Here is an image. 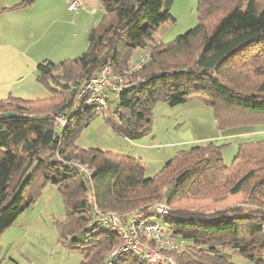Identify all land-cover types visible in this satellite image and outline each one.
Here are the masks:
<instances>
[{
    "label": "trees",
    "instance_id": "obj_1",
    "mask_svg": "<svg viewBox=\"0 0 264 264\" xmlns=\"http://www.w3.org/2000/svg\"><path fill=\"white\" fill-rule=\"evenodd\" d=\"M100 2L104 13L90 28L86 50L37 65L48 96L0 99V235L31 203L33 185L42 182L60 191L66 210L62 238L80 251L79 264H104L120 241L117 232L88 224L94 206L163 216L165 235L183 241L165 250L177 264H234L229 251L264 264V139L240 142L230 165L222 157L226 144H194L145 176L137 157L79 146V134L101 112L94 106L72 109L74 92L104 63L119 71L150 50L135 74L141 80L114 95L112 113L127 138L146 135L157 101L174 106L196 95L206 96L219 128L264 124V0H198L197 24L168 43L151 42L161 23L174 20L171 0ZM7 112L15 116H3ZM57 114L66 119L62 130L55 125ZM74 162L85 165L90 177ZM169 186L173 192L165 197ZM162 198L165 214L152 208ZM230 198L239 201L216 206ZM198 201L206 204L193 207ZM116 264L148 263L127 254Z\"/></svg>",
    "mask_w": 264,
    "mask_h": 264
},
{
    "label": "rangeland",
    "instance_id": "obj_2",
    "mask_svg": "<svg viewBox=\"0 0 264 264\" xmlns=\"http://www.w3.org/2000/svg\"><path fill=\"white\" fill-rule=\"evenodd\" d=\"M197 7L198 0H171L169 11L174 20L169 19L161 23L151 43H168L193 28L198 22ZM114 97L113 94L109 95L106 111L95 115L81 131L77 139L79 146L98 147L127 154L137 146L144 147L145 142L152 141L155 152L164 154L177 142L180 144L177 149L180 150L211 140L218 144H226L222 148V157L224 163L230 165L237 154L240 142L264 139V124L216 127L217 123L206 101L201 100L198 103L191 100L174 106L157 101L152 107L148 132L141 140L130 144L122 122L112 113ZM194 97L206 98L198 95ZM200 137L204 140H197ZM142 163L147 168L145 176L155 174L163 166L158 168L157 164L151 165L145 159H142ZM172 192L173 187L166 188L165 197L170 196ZM30 196L31 203L24 208L13 225L0 235V264H79L82 259L80 251L65 242L62 236L61 221L66 210L58 188L50 183L43 187L42 182H36L30 190ZM238 201L230 198L224 204L216 206L232 205ZM202 204L206 203L198 201L193 207ZM208 205L212 206V209L215 206L214 203ZM151 219L162 223L164 217L152 216ZM229 254L234 264H255L231 251Z\"/></svg>",
    "mask_w": 264,
    "mask_h": 264
},
{
    "label": "crops",
    "instance_id": "obj_3",
    "mask_svg": "<svg viewBox=\"0 0 264 264\" xmlns=\"http://www.w3.org/2000/svg\"><path fill=\"white\" fill-rule=\"evenodd\" d=\"M83 1L84 7L74 14L67 7V0H35L30 5H17L19 0H0V99L8 96L35 99L49 95L48 89L37 80V65L83 53L90 28L103 16L100 0ZM191 100L208 104L206 98L194 96H188L185 102ZM138 140L141 138H127L130 144ZM179 145L177 142L164 154H157L154 143L147 141L144 147L137 146L127 154L139 158L141 163L145 159L151 165L157 164L159 168L179 150Z\"/></svg>",
    "mask_w": 264,
    "mask_h": 264
},
{
    "label": "built area",
    "instance_id": "obj_4",
    "mask_svg": "<svg viewBox=\"0 0 264 264\" xmlns=\"http://www.w3.org/2000/svg\"><path fill=\"white\" fill-rule=\"evenodd\" d=\"M67 7L77 14L84 7V1L67 0ZM150 55V51L141 52L119 71H113L109 61L104 63L94 76L87 79L74 92L72 109L94 106L95 110L105 112L110 94L115 95L123 88L141 80L135 74L148 62ZM54 119L55 125L62 130L66 124L65 117L57 114ZM74 164L90 177L91 171L85 165L77 162ZM152 208L156 213L165 214L167 212L165 199L153 203ZM93 212L88 223L90 226H97L99 229L117 232L120 235V241L107 253L104 264H116L127 254H133L148 264H177L165 250L177 249L183 241L178 242L167 237L160 222L151 217H141L137 210L124 213L101 210L94 206Z\"/></svg>",
    "mask_w": 264,
    "mask_h": 264
},
{
    "label": "water",
    "instance_id": "obj_5",
    "mask_svg": "<svg viewBox=\"0 0 264 264\" xmlns=\"http://www.w3.org/2000/svg\"><path fill=\"white\" fill-rule=\"evenodd\" d=\"M155 76H157V74L156 75H153V76H150L149 79H151V78H153ZM3 116H15V113H9V112H7V113H4Z\"/></svg>",
    "mask_w": 264,
    "mask_h": 264
}]
</instances>
